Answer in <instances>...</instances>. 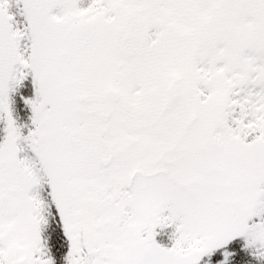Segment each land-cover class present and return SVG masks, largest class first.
I'll list each match as a JSON object with an SVG mask.
<instances>
[{
    "label": "snow or ice",
    "instance_id": "snow-or-ice-1",
    "mask_svg": "<svg viewBox=\"0 0 264 264\" xmlns=\"http://www.w3.org/2000/svg\"><path fill=\"white\" fill-rule=\"evenodd\" d=\"M264 261V0H0V264Z\"/></svg>",
    "mask_w": 264,
    "mask_h": 264
},
{
    "label": "trees",
    "instance_id": "trees-1",
    "mask_svg": "<svg viewBox=\"0 0 264 264\" xmlns=\"http://www.w3.org/2000/svg\"><path fill=\"white\" fill-rule=\"evenodd\" d=\"M251 260V264H264V261H258L254 257H247Z\"/></svg>",
    "mask_w": 264,
    "mask_h": 264
}]
</instances>
